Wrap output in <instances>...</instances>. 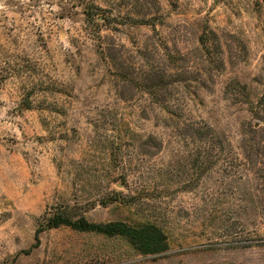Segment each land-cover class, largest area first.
Listing matches in <instances>:
<instances>
[{
  "label": "rangeland",
  "instance_id": "rangeland-1",
  "mask_svg": "<svg viewBox=\"0 0 264 264\" xmlns=\"http://www.w3.org/2000/svg\"><path fill=\"white\" fill-rule=\"evenodd\" d=\"M0 264H264V0H0Z\"/></svg>",
  "mask_w": 264,
  "mask_h": 264
},
{
  "label": "trees",
  "instance_id": "trees-1",
  "mask_svg": "<svg viewBox=\"0 0 264 264\" xmlns=\"http://www.w3.org/2000/svg\"><path fill=\"white\" fill-rule=\"evenodd\" d=\"M62 225L70 226L78 231L95 232L105 236H124L143 254H159L169 248L167 235L153 223H146L139 227H133L124 222L95 223L88 221L84 216L75 219L69 210L62 209L48 218L46 225H40L36 234L37 244L40 242L41 232L47 228H58Z\"/></svg>",
  "mask_w": 264,
  "mask_h": 264
}]
</instances>
